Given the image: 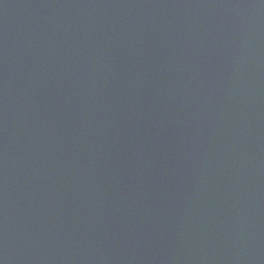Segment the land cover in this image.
I'll return each mask as SVG.
<instances>
[{
	"label": "water",
	"instance_id": "obj_1",
	"mask_svg": "<svg viewBox=\"0 0 264 264\" xmlns=\"http://www.w3.org/2000/svg\"><path fill=\"white\" fill-rule=\"evenodd\" d=\"M0 264H264V0H0Z\"/></svg>",
	"mask_w": 264,
	"mask_h": 264
}]
</instances>
